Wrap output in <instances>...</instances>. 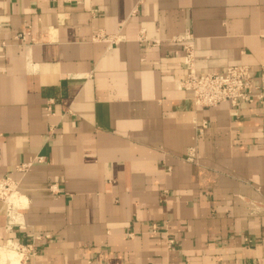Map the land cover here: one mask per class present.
Masks as SVG:
<instances>
[{
    "label": "crops",
    "instance_id": "obj_1",
    "mask_svg": "<svg viewBox=\"0 0 264 264\" xmlns=\"http://www.w3.org/2000/svg\"><path fill=\"white\" fill-rule=\"evenodd\" d=\"M187 35L199 75L246 66L264 90V0H0V179L20 193L1 250L41 235L29 264H264V105L196 107Z\"/></svg>",
    "mask_w": 264,
    "mask_h": 264
},
{
    "label": "built area",
    "instance_id": "obj_2",
    "mask_svg": "<svg viewBox=\"0 0 264 264\" xmlns=\"http://www.w3.org/2000/svg\"><path fill=\"white\" fill-rule=\"evenodd\" d=\"M18 41L25 42L27 35L20 34L17 37ZM97 40L107 43H116L113 38L100 36ZM139 42L147 43L151 46H159L161 41H148L142 35L139 37ZM192 36L187 35L184 37L175 38L172 42L184 43L183 46V69L185 77L178 82L177 88L179 90L190 93L193 103L196 107L202 109L216 108L221 104L229 103L233 108V115L237 116L238 105L245 104H259L264 105V90L257 84L254 75L249 67L237 66L230 67L225 74H206L199 75L196 71V57L195 48L192 41ZM34 42V40H32ZM3 47L6 45L3 44ZM208 129V123H197L196 130L198 136L204 135ZM195 158V155L190 159ZM39 163L43 162V159H38ZM33 165V163L22 165L18 168L19 172H26ZM17 195L19 197V184L10 178L0 179V201L3 202L6 210V215L13 222L14 226L19 225L17 222V207L11 204L9 199L11 196ZM253 212H256L254 206ZM152 235H162L158 225H153L151 228ZM50 236H36L30 243L12 242L9 241L8 248L14 250L20 257V264H29L38 255V242L45 239H50ZM175 245L174 240H168V249H172ZM91 264V263H89Z\"/></svg>",
    "mask_w": 264,
    "mask_h": 264
},
{
    "label": "bare ground",
    "instance_id": "obj_3",
    "mask_svg": "<svg viewBox=\"0 0 264 264\" xmlns=\"http://www.w3.org/2000/svg\"><path fill=\"white\" fill-rule=\"evenodd\" d=\"M0 257L2 264H18L20 262L19 255L12 249H0Z\"/></svg>",
    "mask_w": 264,
    "mask_h": 264
},
{
    "label": "rangeland",
    "instance_id": "obj_4",
    "mask_svg": "<svg viewBox=\"0 0 264 264\" xmlns=\"http://www.w3.org/2000/svg\"><path fill=\"white\" fill-rule=\"evenodd\" d=\"M13 203H14V201H13ZM12 204V203H11ZM8 248V247H7ZM9 250H10V248H8Z\"/></svg>",
    "mask_w": 264,
    "mask_h": 264
}]
</instances>
